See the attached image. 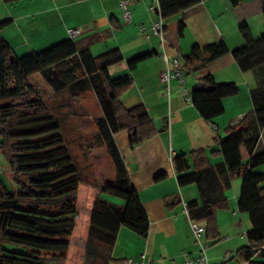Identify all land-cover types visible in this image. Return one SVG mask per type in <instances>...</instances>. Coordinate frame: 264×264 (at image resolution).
Returning a JSON list of instances; mask_svg holds the SVG:
<instances>
[{"label": "trees", "instance_id": "trees-1", "mask_svg": "<svg viewBox=\"0 0 264 264\" xmlns=\"http://www.w3.org/2000/svg\"><path fill=\"white\" fill-rule=\"evenodd\" d=\"M201 1L158 0L164 18V42H173L171 26L165 20ZM228 1L233 7L242 2ZM261 11L264 18V0ZM9 23L0 21V151L6 157L14 185L7 189L0 180V264H63L66 259L83 264L89 252L101 261L123 264L109 258L120 227L146 238L150 222L114 135L127 131L129 145L134 147L156 131L143 106L127 109L121 104V97L133 79L129 73L112 77L107 66L122 60V55L112 49L101 54L98 63L88 46L78 48L75 40L66 39L17 56L1 35ZM175 27V37L180 39L183 20L179 19ZM239 32L244 44L231 51L233 58L242 71L261 68L264 34L254 38L246 25L240 26ZM228 52L223 41L203 47L194 45L184 56V67L188 72L200 70ZM151 55L152 52H144L127 59L128 70L135 69ZM34 74H40L54 93L67 91L72 99L93 92L103 114L95 120L98 133L94 146L106 147L114 164L113 184L98 185L78 174L59 132L60 125L29 81ZM260 74L264 75L262 70ZM236 93L235 83H218L207 75L190 91L191 104L203 119L212 121L224 112L223 98ZM250 96L252 109L239 123L226 127L224 135L217 139V150L209 154L205 149L192 150L189 158L175 156L173 164L180 187L197 186L198 198L185 204L190 219L204 225L206 240L219 241L216 211L228 208L225 191L235 177L241 178L237 210L248 214L251 227L245 232L247 245L238 248L235 256L249 264H264V171L252 172V168L264 164V148L255 150L264 126L263 77ZM241 146L245 150L244 159ZM209 155H221L223 161L212 165ZM164 176L160 173L155 179ZM82 184L92 197L90 212L85 213L88 224L84 248L72 246L69 240L79 218L76 204ZM96 191L107 192L124 203L105 201L94 194ZM179 203L178 198L172 206ZM93 243L100 244L101 249L96 251ZM257 253L261 260H252Z\"/></svg>", "mask_w": 264, "mask_h": 264}, {"label": "crops", "instance_id": "crops-1", "mask_svg": "<svg viewBox=\"0 0 264 264\" xmlns=\"http://www.w3.org/2000/svg\"><path fill=\"white\" fill-rule=\"evenodd\" d=\"M155 3L156 0H133L132 21L125 23L121 19L119 0H18L12 3L0 0V21H10L1 35L17 56L19 51L26 50L28 51L26 53L30 54L69 39L66 30L71 27L82 29V34L73 40L76 41L78 48L88 46L98 63V57L106 51L117 49L122 55V60L107 66L112 77L129 73L133 79L132 85L121 97V104L127 109L143 106L156 131L151 138L134 147L129 145L127 131L123 130L114 135L132 184L150 222L146 238L130 233L133 231H124L128 229L124 226L120 227L109 258L122 261L123 264H126V258L138 259L141 253H145V261L151 264H182L183 254L198 255V246L183 213V203L198 198L197 186L178 185L173 158L180 155L189 158L190 152L196 149H205L208 154L217 150V139L224 135L226 127L239 123L252 109L251 91L258 85L260 77L264 78V75L260 74L261 70L264 74V64L261 68L242 71L231 54L233 49L244 44L239 32L240 26L246 25L254 38L264 34L262 0H242L237 7L231 6L228 0H202L165 20V23L171 26L170 39L173 42H165L164 45L161 37L151 31V23L156 14L151 13L148 8ZM179 19L184 22V31L183 36L177 39L175 24ZM140 24L144 25L145 34L140 33ZM218 41L225 42L229 49L227 54L211 61L200 70L194 72L186 70L184 56L194 45L203 47ZM144 52H152V55L129 71L126 60ZM163 52L168 58L176 57L180 60L185 76L184 87L188 91L207 75L213 76L218 83L233 82L238 86V93L223 98L224 112L221 115L212 121L203 119L192 104L184 102L174 79L170 81L169 99L165 96V84L160 80V72L166 66L162 57ZM39 77L43 80L40 74ZM38 86L40 87V84ZM38 86L33 88L39 91ZM51 92L54 93L52 89ZM89 100H82L75 107V112H69V107L65 111L73 125L72 129L74 128L75 133H79V137L85 138L88 142V151L84 153L89 157L92 173L87 179L98 185L113 184L114 164L106 147L104 144L96 148L91 146L98 133L95 120L102 118L103 114L93 93ZM212 125H215L216 129ZM68 127L70 128L69 123ZM59 132L65 141L67 136L61 131V126ZM263 136L264 126L255 148L256 152L264 148V142L261 144ZM99 150L110 165L108 174H104L98 164ZM240 152L244 159L243 146L240 147ZM222 161L221 155H209V162L212 165L220 164ZM74 164L76 166L75 162ZM160 173H164L165 176L156 180L155 177ZM233 182L232 180L231 187L225 191L228 208L230 198H234L237 208L240 188L232 192ZM188 190H192L191 198L183 199L184 191ZM228 192L231 194L227 195ZM94 194L100 196L101 193L96 191ZM177 197L180 203L172 206ZM230 239V236H226V242ZM207 241L208 244L216 242ZM229 248L231 246L225 244L209 247L208 258L214 264L215 262L249 264L240 261L235 256L236 251L234 253ZM226 252L230 253L229 257L223 260ZM252 260H261L260 253ZM90 261V264H98L97 262L113 264L101 261L95 256H92Z\"/></svg>", "mask_w": 264, "mask_h": 264}, {"label": "rangeland", "instance_id": "rangeland-1", "mask_svg": "<svg viewBox=\"0 0 264 264\" xmlns=\"http://www.w3.org/2000/svg\"><path fill=\"white\" fill-rule=\"evenodd\" d=\"M166 40H167V36H166ZM26 52L28 53V51L26 50L19 51L18 56H23V54H27ZM32 76L29 80L30 83L33 86H38V84H40V87L38 86L39 87L38 92L40 96L42 97L45 105L48 107L50 114H52L55 117L56 121L61 126V131H64L66 133L67 139L64 142H65L67 149L69 150V153L72 157L73 162L76 163L78 174L87 179L88 177L91 176V173H92L91 166L89 165V162H90L89 157H86V154L84 153V151H88L87 149L88 142H86L85 138H80L79 133H75L74 128L72 129L73 125L70 123V119L68 118L69 115L66 112L68 109L66 110V108L69 107V110H68L69 112H75L76 111L75 107H77L82 100L84 99L89 100L90 95H92L93 92L91 91L84 92L82 95L78 96L76 99L75 98L72 99L71 94L67 91H63L58 94L52 93L49 85L39 77V74H36V75L34 74V76L33 77ZM95 105H96V102H95ZM93 110H94V107H93ZM68 123L70 124V128L68 127ZM92 141L93 142H91V146H94L96 140L93 139ZM263 142H264V139L261 138V144ZM96 147L94 146V148ZM99 151L97 152V155H99L97 160L100 161V163L98 164L102 167L101 169H103V173L108 174L110 165L109 163L106 162L107 159L106 158L104 159L103 153L101 155V151L100 152ZM263 171H264V164L257 166L255 168H252L253 173H260ZM10 177H11V171L9 169L6 157L2 153V151H0V180L3 182L4 186L7 189H11L14 185V182L12 181ZM233 181L234 182H233L232 192H234L235 189L240 188L241 178L239 176L235 177ZM262 185H264V183H262ZM85 186H86L85 184H82L79 186L78 199H77V204H76L79 218L76 220V226H75L74 232L69 237V240L72 246L83 247L84 244L86 245V242L84 243V241H86L85 236H86V227H87L88 222L85 217V213L90 212L92 197L86 192V190L84 191ZM229 194H231V192L227 193V195ZM191 196H192V190H188V192L184 191L183 199L188 200L191 198ZM100 198L108 202H113L117 204L124 203L122 199L114 197L107 192H102L100 194ZM233 212H235V214H233ZM217 214H218V221H219V222L217 221V226H218V231L220 234L219 241H216L215 243H212V244H208V241L205 239V237H201L202 244L207 246V256L209 254V251H208L209 247H216V246L219 247L222 244H225L227 246H231L232 249L231 248L229 249L235 253V251L239 247L247 244L245 232L251 227L249 219H248V214L245 212L244 213L239 212L237 210L234 198L232 199L230 198L229 208L225 210H219L217 211ZM124 231L130 232L131 230L125 229ZM130 233H134V235H137L135 232H130ZM226 236H230L231 239L229 242H226L227 241ZM196 245L198 246L197 243ZM93 246L97 248L96 251H98V248L101 249L100 244L93 243ZM91 258H92V255H90V252H89L83 264H90ZM208 260H209V264H214L209 258ZM75 262L76 261L66 259L63 262V264H74ZM97 263L99 264V262ZM215 263L217 264L218 262H215ZM113 264H119V263H113Z\"/></svg>", "mask_w": 264, "mask_h": 264}, {"label": "built area", "instance_id": "built-area-1", "mask_svg": "<svg viewBox=\"0 0 264 264\" xmlns=\"http://www.w3.org/2000/svg\"><path fill=\"white\" fill-rule=\"evenodd\" d=\"M132 3L133 0H119V9L121 11V19L125 23H130L132 21ZM148 10L151 13H155L156 17L153 19L151 23V31L153 34L161 37L162 44L165 42L162 37L164 18L160 13V5L158 0H156L155 5L149 6ZM139 31L142 34H145V27L143 24L139 25ZM69 39H75L79 35L82 34V29L80 27H71L66 30ZM162 57L165 61V69L160 72V80L165 84V96L169 99L170 96V81L172 79L177 81L178 87L183 95V100L186 103L191 104V94L185 87V76L182 71L180 60L176 57L168 58L166 53L163 52ZM214 129H216L215 125H212ZM183 213L187 217L188 225L190 227L192 236L194 238L195 243L198 244V255L192 256L189 254H183L182 264H209L208 256H207V246L203 245L201 242V237L205 235V227L204 225L190 219L189 211L186 207V204L183 203ZM229 252L224 254L223 260L228 259ZM126 264H151L145 261V253H141L138 259H134L132 257L125 259Z\"/></svg>", "mask_w": 264, "mask_h": 264}]
</instances>
